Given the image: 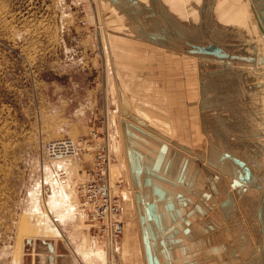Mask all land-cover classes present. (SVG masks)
Masks as SVG:
<instances>
[{"label": "crops", "instance_id": "crops-1", "mask_svg": "<svg viewBox=\"0 0 264 264\" xmlns=\"http://www.w3.org/2000/svg\"><path fill=\"white\" fill-rule=\"evenodd\" d=\"M160 2L150 5L156 11L159 3L160 22L172 13L195 32V10L189 16L182 0H164L166 9ZM125 13L128 23L135 22ZM132 32H114L123 40H112V48L125 57L106 61L101 76V109L109 116L115 161L111 171L125 176L126 184L115 253L126 251L130 264H264V63L252 68L255 86L244 80L240 90L228 83L224 90L223 83L217 91L213 85L219 79L237 76L220 77L215 70L191 80L189 59H173L166 39L146 43L132 39L139 31ZM93 33L98 42L102 31L96 27ZM221 66L227 68L223 61ZM66 160L40 163L35 178L26 182L20 203L34 218L27 223L31 228L23 223L31 233L23 237L30 250L23 251V264L25 256L28 264H47L48 244L55 250L53 264H108V240L89 231L90 218L76 197L77 175L90 162ZM239 216L243 230L236 226ZM37 241L45 251L35 249Z\"/></svg>", "mask_w": 264, "mask_h": 264}, {"label": "rangeland", "instance_id": "rangeland-1", "mask_svg": "<svg viewBox=\"0 0 264 264\" xmlns=\"http://www.w3.org/2000/svg\"><path fill=\"white\" fill-rule=\"evenodd\" d=\"M124 1L0 0V264H23V251L30 252L23 245V237L31 233L25 226L23 230V223L29 226L34 217L23 210L20 200L25 195L26 182L35 178L39 164L53 161L41 158L48 141L71 138L78 146L77 155L72 158L82 157L90 162L84 167L87 169L78 173L76 186L82 174L93 168L97 149H107L109 169L115 164L108 145L109 116L101 109L104 63L125 57L112 48L115 47L112 40H123L114 32L130 35L132 31H139L132 34V39L146 43L166 39L173 59H189L191 80L197 74L215 70L220 77L237 76L219 79L221 82L213 85L217 91L222 89L223 83L224 90H228L227 83L236 90H240L237 86L240 81L256 84V71L251 64L231 61L226 62L227 68L223 69L220 60L190 55L184 50L185 41L197 45L213 43L230 53L257 56L251 18L244 6L246 0H182L189 16L194 10L197 12L194 33L178 24L181 21L172 13L165 25L160 22L159 3L153 11L150 10L151 0ZM163 1L160 2L162 7L165 6ZM95 12L97 16L93 15ZM121 12L130 15V20L134 18L135 22L128 23L129 19ZM96 27L102 31L98 42L93 33ZM229 30L236 34L226 36ZM183 32L196 37L186 38ZM179 53L194 56L195 60ZM208 90L204 88L205 92ZM111 182L119 185L115 193L121 203L125 176L113 175ZM122 216L121 207L120 220L124 223ZM236 220L241 224L236 226L243 230L244 218L239 216ZM90 221L93 228L89 227V231L101 234L96 222L92 218ZM61 242L66 243V240ZM62 247L65 248L61 243ZM35 249L45 251L39 241ZM115 255L117 264H130L126 251ZM24 264H28V256Z\"/></svg>", "mask_w": 264, "mask_h": 264}, {"label": "built area", "instance_id": "built-area-1", "mask_svg": "<svg viewBox=\"0 0 264 264\" xmlns=\"http://www.w3.org/2000/svg\"><path fill=\"white\" fill-rule=\"evenodd\" d=\"M77 143L71 138L48 141L42 150V160H64L77 155ZM110 159L106 148L97 149L93 168L85 171L77 185L76 197L82 209L97 224L98 231L106 238L116 240L122 233L121 205L109 175Z\"/></svg>", "mask_w": 264, "mask_h": 264}, {"label": "water", "instance_id": "water-1", "mask_svg": "<svg viewBox=\"0 0 264 264\" xmlns=\"http://www.w3.org/2000/svg\"><path fill=\"white\" fill-rule=\"evenodd\" d=\"M113 1V0H111ZM153 2L155 0H152ZM256 0H249L250 4V9L253 15V19L255 20L256 24V30L261 38L262 44L264 46V12H259L256 7L252 6V2ZM259 3L260 1L257 0ZM258 7V5H257ZM185 45L187 46L184 50L188 54H194V55H201V56H207V57H213L218 60H224V61H229V60H237V61H245L248 63H254V64H263V57L261 54L258 56H239L238 54H230L227 52L225 49H223L221 46L217 44H207V45H197L193 44L191 42L185 41ZM225 67V65H224ZM261 87V86H259ZM48 254L49 256L47 257V264H53V248L51 247L50 244H48Z\"/></svg>", "mask_w": 264, "mask_h": 264}, {"label": "bare ground", "instance_id": "bare-ground-1", "mask_svg": "<svg viewBox=\"0 0 264 264\" xmlns=\"http://www.w3.org/2000/svg\"><path fill=\"white\" fill-rule=\"evenodd\" d=\"M260 1V3L256 0V1H254V7H256L257 9H258V11L259 12H264V2H261V0H259ZM257 5H258V7H257ZM155 8H156V4H155ZM156 10V9H155ZM97 22V21H96ZM101 25V24H100ZM196 25V24H195ZM193 29L195 28V26H194V23H193ZM225 28V27H224ZM191 30H192V28H191ZM232 31H234V30H229V31H226L225 32V34H226V36L227 35H231L232 34ZM100 33V32H99ZM100 35V34H99ZM232 37V36H231ZM226 38V37H225ZM102 39V38H101ZM228 40V39H227ZM103 41V40H102ZM226 41V40H225ZM104 42V41H103ZM109 46V45H108ZM109 48V47H108ZM224 49V48H223ZM109 50V49H108ZM104 51V50H103ZM227 51V50H226ZM228 52V51H227ZM104 53H106L105 51H104ZM187 53V52H186ZM230 53V52H229ZM263 53H264V51H263ZM188 54V53H187ZM230 54H238L239 56H253V55H251V54H247V53H230ZM191 55V54H190ZM192 55H194V54H192ZM106 56V55H105ZM198 56H201V55H198ZM202 57H206V58H209V57H207V56H202ZM106 58V57H105ZM216 60H218V59H216ZM107 61V60H106ZM221 61H223V62H231V61H237V60H229V61H224V60H221ZM237 62H242V63H245V64H251V65H253V66H256V64H252V63H248V62H245V61H237ZM106 63V62H105ZM106 65V64H105ZM112 84V83H111ZM109 88V87H108ZM110 102V101H109ZM108 109H106V111H107ZM110 112V111H109ZM108 115H106V117H107ZM108 119V118H107ZM106 122V121H105ZM110 122V121H109ZM109 129V128H108ZM107 133V132H106ZM106 137V136H105ZM107 137H108V135H107ZM106 145V144H105ZM83 150V149H82ZM72 158V157H71ZM68 159V158H67ZM47 161V160H46ZM67 161V160H66ZM49 162V161H48ZM109 175H110V179H112V177H113V174L111 173V169H109ZM115 178V177H114ZM119 180V179H118ZM76 186V185H75ZM120 200V199H119ZM81 206V205H80ZM123 217V216H122ZM123 223V222H122ZM123 229V228H122ZM27 239V238H26ZM106 240H108V252H107V255H108V264H117L116 263V259H115V249H113V246H112V243H113V241L114 240H110L109 239V236L107 237L106 236V238H105ZM32 244V243H31ZM53 254H54V250H53ZM54 257V256H53ZM18 259V258H17ZM53 260H54V258H53Z\"/></svg>", "mask_w": 264, "mask_h": 264}]
</instances>
